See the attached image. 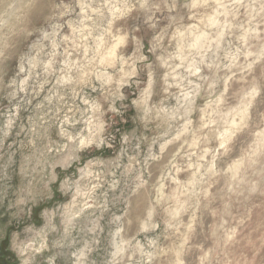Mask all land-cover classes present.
Wrapping results in <instances>:
<instances>
[{
  "label": "clouds",
  "instance_id": "9594fccd",
  "mask_svg": "<svg viewBox=\"0 0 264 264\" xmlns=\"http://www.w3.org/2000/svg\"><path fill=\"white\" fill-rule=\"evenodd\" d=\"M0 264H264V0H0Z\"/></svg>",
  "mask_w": 264,
  "mask_h": 264
}]
</instances>
